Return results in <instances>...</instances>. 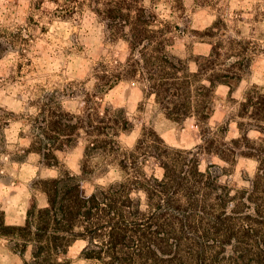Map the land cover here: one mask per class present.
Segmentation results:
<instances>
[{
    "label": "trees",
    "instance_id": "obj_1",
    "mask_svg": "<svg viewBox=\"0 0 264 264\" xmlns=\"http://www.w3.org/2000/svg\"><path fill=\"white\" fill-rule=\"evenodd\" d=\"M144 1L114 0L104 11L123 33L130 53L122 71L109 75L101 91L122 79L141 82L144 93L154 95L168 119L179 124L196 119L203 142L208 143V148H200L227 163L231 156L254 158L257 173L249 187L234 189L220 181L223 168L202 171L198 153L175 150L156 131H148L129 157L119 161L127 170L126 180L86 195L82 178L65 171L33 183L46 196L47 205L38 207L33 197L24 224L7 225L0 212V236L21 254L31 248V258L24 264H70L68 249L79 239L86 241L82 257L101 264H264V143L252 140L245 130L223 149L214 150L206 127L215 111L217 86L227 85L231 94L252 55L235 48L224 53L235 62L222 63L223 43L213 42L209 55L194 60L197 70L192 72L188 62L171 51L176 31L184 29L160 20ZM170 2L182 6V0ZM214 28L208 30L210 35ZM97 95H90V104L79 114L60 104H44L34 121L32 144L21 155L37 152L44 166L56 167L55 152L73 145L82 132L87 143L84 175L94 172L87 165L94 157L119 154L117 137L130 131L132 124L122 110H102L92 99ZM239 116L250 121L248 131L264 134V87L252 85L246 90ZM147 156L163 169L162 178L144 173L140 164Z\"/></svg>",
    "mask_w": 264,
    "mask_h": 264
},
{
    "label": "rangeland",
    "instance_id": "obj_2",
    "mask_svg": "<svg viewBox=\"0 0 264 264\" xmlns=\"http://www.w3.org/2000/svg\"><path fill=\"white\" fill-rule=\"evenodd\" d=\"M113 1L0 0V38L4 42L0 47V171L7 168L11 155L21 154L16 147H6V130H11L15 140L22 132L32 136L36 131L35 118L44 104H60L79 114L90 104V95L98 94L92 99L102 110L105 107L122 110L132 124L130 131L117 137L121 146L119 154L94 157L87 163L94 172L84 175L87 143L82 132L73 145L55 153L58 170H41L40 178L26 182L39 198L41 191L33 183L65 171L82 178L86 195L97 187L107 188L114 181L126 180L127 170L120 166V159L128 158L143 134L156 131V127L161 132L156 133L169 147L198 153L202 171L218 166L223 168L222 183L228 182L234 189L249 187L259 167L256 159L231 156L232 162L227 163L200 148L201 145L208 148V143L203 142L201 126L195 118L181 124L175 122L169 128V123L159 116L162 113L154 98L142 92L141 82L122 79L111 89L101 91L109 75L122 71L130 53L123 33L104 13ZM144 5L155 11L160 20L184 29V32L176 31L171 51L185 59L192 72L197 70L194 60L209 55L213 42L223 43L222 63L235 62V58L224 54L235 48L252 55L251 65L235 93H222V90L215 93L217 113L206 125L211 130L207 139H214L212 149H223L224 144L242 136L246 130L252 140L264 143V134L254 129L248 131L250 121L239 116L246 90L252 85L264 87V0H182V6L170 0H145ZM214 26V34L210 35L208 30ZM241 123H244L242 127ZM34 162L40 161L34 157ZM140 167L148 176L163 177V169L149 156ZM10 183L15 185V179ZM140 195L145 199L143 193ZM30 201L31 198L28 206ZM0 244L5 247L7 242ZM81 245L76 242L70 248L66 255L70 264H101L83 258Z\"/></svg>",
    "mask_w": 264,
    "mask_h": 264
},
{
    "label": "crops",
    "instance_id": "obj_3",
    "mask_svg": "<svg viewBox=\"0 0 264 264\" xmlns=\"http://www.w3.org/2000/svg\"><path fill=\"white\" fill-rule=\"evenodd\" d=\"M222 88H227V89H222ZM221 90L222 93L226 92L230 94V89L227 85H218L215 93L220 92ZM142 92L144 93L143 89ZM233 93H235V90H233L231 95ZM149 96L154 98L155 100L154 95H149ZM160 113H162L159 115L161 119L168 122L169 128H171L172 124H174L175 122L172 121L171 119H168L161 110ZM216 113L217 110L214 111L212 117ZM192 118L193 117L187 118L186 120H184V122ZM11 126L12 124L9 125V127ZM155 130L158 133H161L157 129V127L155 128ZM4 143L8 149L16 147V150L22 154L30 148L32 144V136L29 134L28 135L24 134L22 132L18 134V138L17 140H15L13 138V134L11 130H6L4 136ZM21 154L14 153V155H11L10 162L8 163L7 168L0 171V212H3L4 221L7 225L24 224L27 216L28 202L30 198L32 199L33 197H35L37 205L40 208L45 207L47 205L46 196L42 192H40V198H39L37 192L35 193L32 192L28 188L26 182L28 180L37 177L40 178L39 175L41 170L44 172H48V171L54 172L55 170H58V168L56 169L55 167L44 166L42 162V156L37 152H32V151L28 152L27 156H22ZM34 157H36L37 161L39 160L40 162H34ZM58 175H59L58 173L56 175L52 174L51 178L58 177ZM12 179H15L16 181L15 185H12L10 183ZM2 241H6L7 245L3 247L0 244V264H23L24 261H27L31 258L30 247H28V249L23 254H21L13 247L12 242H10L9 239L0 236V242ZM76 242H80L82 244L81 245V251H82V249L86 245V241L79 239L74 241V243ZM72 245L69 247L68 252L72 247ZM28 254H29V259H27Z\"/></svg>",
    "mask_w": 264,
    "mask_h": 264
}]
</instances>
